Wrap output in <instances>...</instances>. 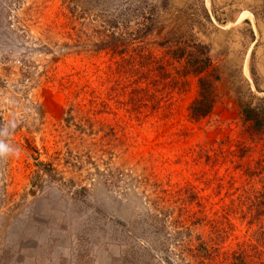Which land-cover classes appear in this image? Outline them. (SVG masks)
Here are the masks:
<instances>
[{"label": "rangeland", "instance_id": "obj_1", "mask_svg": "<svg viewBox=\"0 0 264 264\" xmlns=\"http://www.w3.org/2000/svg\"><path fill=\"white\" fill-rule=\"evenodd\" d=\"M155 4L153 32L113 54L98 47L127 14L117 0H0V264H195V241L166 244L151 220L148 201L179 208L178 192L197 235L264 252L247 212L264 202V135L239 107L264 100V0ZM180 55L220 76L200 121Z\"/></svg>", "mask_w": 264, "mask_h": 264}, {"label": "trees", "instance_id": "obj_2", "mask_svg": "<svg viewBox=\"0 0 264 264\" xmlns=\"http://www.w3.org/2000/svg\"><path fill=\"white\" fill-rule=\"evenodd\" d=\"M119 1L118 8L123 9L127 7V14L123 16L117 15V19L120 20L114 25L115 30L112 34L105 35L100 42L98 50L111 51L113 54H124L126 52L125 47L132 41L131 37L143 38L153 32L154 25L159 22L158 13L155 10V2L158 0H117ZM141 4V6H139ZM138 5L137 8L134 7ZM160 23V22H159ZM204 54V53H201ZM205 55V54H204ZM207 56V55H206ZM179 59H185L187 61L188 74L196 76L198 78L199 93L197 99L190 107V115L194 121H200L206 118L214 109L219 99L217 92V82L220 81V76L213 69L212 64L208 57L206 59H200L195 63V58L190 59L182 57ZM239 107L241 114L246 123L249 124V133L252 136L264 135V100H260V103L253 104L251 102H240ZM165 193V192H164ZM187 193L178 192L175 204L180 203L181 207L176 208L174 205H169V200L165 198H156L148 201L151 212V220L158 222V230L164 232L167 235L166 244H173L174 247L180 248L182 246L193 247L195 241V248H188L187 251L195 259V264H216L219 258L223 255L228 258L227 252H222L226 240L224 235L226 231L219 226L214 227L216 236L211 239H203L202 234L197 235L198 228L204 227V224L200 223V219L196 216L197 212L191 216V220H184V217L189 212L185 205L189 203V198L184 197ZM196 200L197 196H194ZM185 198V199H184ZM200 207L202 203L200 200L197 202ZM181 213L175 217V211ZM249 213H255L253 219L260 220L264 218V202H250L248 209ZM199 213H204L203 210H199ZM175 218V219H174ZM183 218V220H182ZM190 218V216L188 217ZM228 219V218H227ZM229 220V219H228ZM190 222V223H188ZM229 222V221H228ZM190 224V225H187ZM229 224H231L229 222ZM232 227V225L230 226ZM264 228V225L261 227ZM260 228V229H261ZM196 234L195 236L193 234ZM259 235L264 239V229H262ZM183 236L188 241H182L179 238ZM172 239V241H168ZM222 248V249H221ZM225 261H230L229 264H264V252L261 251V247L257 245L239 246V248L232 253L230 257ZM172 260V259H171ZM169 260V261H171Z\"/></svg>", "mask_w": 264, "mask_h": 264}]
</instances>
